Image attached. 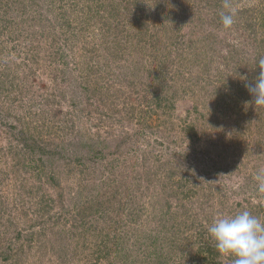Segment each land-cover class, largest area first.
Returning a JSON list of instances; mask_svg holds the SVG:
<instances>
[{
    "label": "rangeland",
    "instance_id": "rangeland-1",
    "mask_svg": "<svg viewBox=\"0 0 264 264\" xmlns=\"http://www.w3.org/2000/svg\"><path fill=\"white\" fill-rule=\"evenodd\" d=\"M227 2L0 0V264H232L207 228L264 218V0Z\"/></svg>",
    "mask_w": 264,
    "mask_h": 264
},
{
    "label": "clouds",
    "instance_id": "clouds-1",
    "mask_svg": "<svg viewBox=\"0 0 264 264\" xmlns=\"http://www.w3.org/2000/svg\"><path fill=\"white\" fill-rule=\"evenodd\" d=\"M220 12L224 28H231L235 22L237 9L225 0ZM260 75L254 85H246L254 97L255 106H264V58L259 59ZM255 179L258 192L264 193V169ZM208 234L215 242V249L220 255L232 258V264H264V218L243 210L235 215L216 218L207 228Z\"/></svg>",
    "mask_w": 264,
    "mask_h": 264
},
{
    "label": "trees",
    "instance_id": "trees-1",
    "mask_svg": "<svg viewBox=\"0 0 264 264\" xmlns=\"http://www.w3.org/2000/svg\"><path fill=\"white\" fill-rule=\"evenodd\" d=\"M136 3V2H135ZM141 31V30H140Z\"/></svg>",
    "mask_w": 264,
    "mask_h": 264
}]
</instances>
